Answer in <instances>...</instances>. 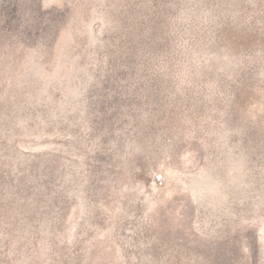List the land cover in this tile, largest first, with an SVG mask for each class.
<instances>
[{
    "label": "rangeland",
    "instance_id": "obj_1",
    "mask_svg": "<svg viewBox=\"0 0 264 264\" xmlns=\"http://www.w3.org/2000/svg\"><path fill=\"white\" fill-rule=\"evenodd\" d=\"M0 264H264V0H0Z\"/></svg>",
    "mask_w": 264,
    "mask_h": 264
}]
</instances>
